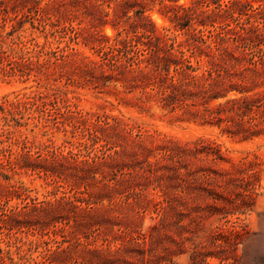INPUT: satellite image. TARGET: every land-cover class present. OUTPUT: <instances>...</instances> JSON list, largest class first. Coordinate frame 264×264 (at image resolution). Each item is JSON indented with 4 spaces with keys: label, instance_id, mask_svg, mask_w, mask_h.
<instances>
[{
    "label": "rangeland",
    "instance_id": "obj_1",
    "mask_svg": "<svg viewBox=\"0 0 264 264\" xmlns=\"http://www.w3.org/2000/svg\"><path fill=\"white\" fill-rule=\"evenodd\" d=\"M0 264H264V0H0Z\"/></svg>",
    "mask_w": 264,
    "mask_h": 264
}]
</instances>
